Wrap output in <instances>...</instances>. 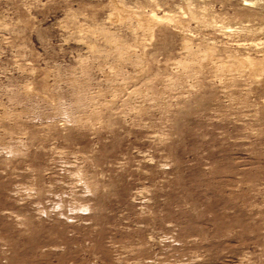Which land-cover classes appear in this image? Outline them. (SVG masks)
I'll return each instance as SVG.
<instances>
[{"label":"rangeland","instance_id":"374dc122","mask_svg":"<svg viewBox=\"0 0 264 264\" xmlns=\"http://www.w3.org/2000/svg\"><path fill=\"white\" fill-rule=\"evenodd\" d=\"M263 58L264 0H0V264H264Z\"/></svg>","mask_w":264,"mask_h":264},{"label":"bare ground","instance_id":"6f19581e","mask_svg":"<svg viewBox=\"0 0 264 264\" xmlns=\"http://www.w3.org/2000/svg\"><path fill=\"white\" fill-rule=\"evenodd\" d=\"M149 19L145 22L147 25H148V23H150V24H153L154 22L153 21H155V18H153V17H148ZM147 25H146V27H147ZM154 25V24H153ZM149 26V25H148ZM263 62H264V58H263ZM209 65V64H208ZM249 66L250 68H252L253 67V65H255V63L254 62H252L250 59H248V58H244V59H239L238 61H237V66L238 67H242V66ZM258 65V64H257ZM264 66H261V68H263ZM234 69L236 68V67H233ZM221 70L224 72V71H229V69H228V66H223L222 68H221Z\"/></svg>","mask_w":264,"mask_h":264}]
</instances>
